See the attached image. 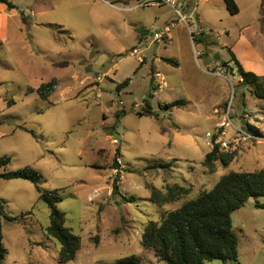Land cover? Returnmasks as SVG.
<instances>
[{
  "label": "rangeland",
  "instance_id": "374dc122",
  "mask_svg": "<svg viewBox=\"0 0 264 264\" xmlns=\"http://www.w3.org/2000/svg\"><path fill=\"white\" fill-rule=\"evenodd\" d=\"M10 1L16 8L7 11L0 46V156L10 157L4 170L31 167L42 176L41 190H57L65 226L81 242L67 264H115L131 255L164 264L142 245L150 220L212 189L223 174L264 168V140L236 130L258 126L255 136L264 139L263 101L241 84L228 52L264 77V0H235L234 15L224 0H194L181 11L186 23L169 5L149 0ZM166 26L170 38L154 41ZM52 79L57 86L44 100L36 90ZM145 99L153 116H140ZM227 113L233 126L217 140L233 159L210 172L202 165L212 148L206 134ZM174 185L187 193L164 206L150 201L153 189L166 193ZM0 200L16 218H1L7 254L0 264H61L59 243L42 232L49 208L35 186L0 179ZM231 220L236 264H264V209L250 198Z\"/></svg>",
  "mask_w": 264,
  "mask_h": 264
},
{
  "label": "trees",
  "instance_id": "16d2710c",
  "mask_svg": "<svg viewBox=\"0 0 264 264\" xmlns=\"http://www.w3.org/2000/svg\"><path fill=\"white\" fill-rule=\"evenodd\" d=\"M0 3L8 9H15L10 0H0ZM226 9L231 15L238 13L235 0H224ZM201 42V41H200ZM230 61L236 67L241 79V84L251 87L252 95L263 101L260 110L264 113V77L261 78L252 72H247L237 60L234 53L228 49ZM172 64L176 62L167 60ZM129 79L124 80L116 87L117 91L125 88ZM57 80L42 83L37 88L39 96L47 100L54 92ZM151 97V96H150ZM14 104L12 101L8 105ZM181 104L175 102L167 105L170 108ZM144 113L140 116H153L152 108L145 99ZM123 114V113H122ZM122 114L116 115V127ZM26 132L34 135V132L24 128ZM245 131L253 135H261L260 130L248 123L245 124ZM205 154L202 165L210 172L215 170V162L227 166L233 159L232 154L223 153L219 150V143H215ZM10 157L0 156V179L12 180L21 179L32 183L39 193V199L47 204L49 208V223L43 228V234L48 239L59 243V262L67 264L75 259L81 248L80 238L74 235L65 226V216L57 208L61 197L57 190H41V174L31 167L21 168L15 171L6 172L5 166L9 164ZM113 169L118 170L117 159L113 160ZM161 168H169L170 162L160 165ZM117 178L112 184V194L119 193ZM166 193L153 189L150 201L157 206L174 202L181 195L187 193V189L174 185L167 187ZM255 199V207L264 209V168L253 172L230 171L223 174L219 181L210 190L202 191L197 197L191 199L180 207L166 213L159 221H149L142 234V245L145 249L152 250L156 259L164 264H205L214 260L223 263L236 264L237 262V236L232 230L231 214L242 207L248 199ZM1 218L13 221L16 218L6 214L3 202L0 200V262L4 260L7 250L3 245ZM115 264H141L134 255L119 259Z\"/></svg>",
  "mask_w": 264,
  "mask_h": 264
},
{
  "label": "built area",
  "instance_id": "2783aa9c",
  "mask_svg": "<svg viewBox=\"0 0 264 264\" xmlns=\"http://www.w3.org/2000/svg\"><path fill=\"white\" fill-rule=\"evenodd\" d=\"M147 3L157 4V5H163V4L169 5L170 7L173 8L175 13L179 16L180 20L186 23L187 22V17L185 15H183L181 13V11L184 10L185 8L195 7L197 1L195 2L194 0H149V1L146 2V4ZM140 7H143L142 3H139V4L135 5V6H131L128 9L132 10V9L140 8ZM164 38H166V39L170 38L169 37V27L168 26H166L165 29H163L162 31L155 32V33L152 34V39L154 41L162 42ZM136 52H137L136 49H134L132 51L133 54H135ZM215 74L218 75V76H221L220 73H215ZM228 109H229V107H228ZM229 126H233V124H232V121H231V117H229V114L227 113V115L225 117V120L221 121L218 124L217 129L214 132L206 134V137L209 139V142H207V144L210 145V146H213V143H214L213 142V137L214 136H216L215 143H220V142H218V140H217L218 138L217 137H219L221 135H224V133H225L224 129L229 127ZM236 130L241 132L245 139H250L251 141L264 140L263 138H261L259 136H255L253 134H250V133L238 130V129H236ZM114 143H116V141H114ZM220 144L223 145L224 147H227V143H225V142H222Z\"/></svg>",
  "mask_w": 264,
  "mask_h": 264
},
{
  "label": "crops",
  "instance_id": "0c3cea01",
  "mask_svg": "<svg viewBox=\"0 0 264 264\" xmlns=\"http://www.w3.org/2000/svg\"><path fill=\"white\" fill-rule=\"evenodd\" d=\"M8 10L11 12V11H14L15 9H8L6 5L0 3V46H1L2 36L4 34V26H5L6 19L12 16V14L7 13ZM24 16L26 17V15Z\"/></svg>",
  "mask_w": 264,
  "mask_h": 264
},
{
  "label": "water",
  "instance_id": "95a60500",
  "mask_svg": "<svg viewBox=\"0 0 264 264\" xmlns=\"http://www.w3.org/2000/svg\"><path fill=\"white\" fill-rule=\"evenodd\" d=\"M217 60V59H216Z\"/></svg>",
  "mask_w": 264,
  "mask_h": 264
}]
</instances>
